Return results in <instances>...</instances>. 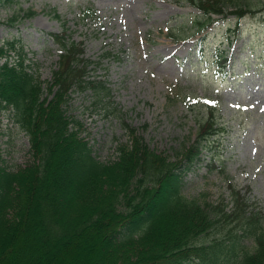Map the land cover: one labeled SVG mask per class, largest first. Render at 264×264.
<instances>
[{"label":"rangeland","instance_id":"obj_1","mask_svg":"<svg viewBox=\"0 0 264 264\" xmlns=\"http://www.w3.org/2000/svg\"><path fill=\"white\" fill-rule=\"evenodd\" d=\"M238 7L259 11L244 16L230 36L237 22L230 11ZM30 9L36 13L24 16ZM224 9L226 16L217 15L205 32L173 40L171 29L190 26L200 13L187 0H0V45L19 39L25 63L44 80L51 79L62 51L53 32L66 29V40L81 45L91 61L86 78L103 87H73L65 107L102 161L116 158L118 143L129 140L127 127L175 159L196 139L208 102L215 104L222 129L191 166L182 163V193L233 210L230 181L264 224V0H225ZM218 50L229 58L222 72ZM32 159L29 135L0 106V164L16 170ZM219 234L214 230L200 241ZM243 243L254 246L250 237Z\"/></svg>","mask_w":264,"mask_h":264},{"label":"trees","instance_id":"obj_2","mask_svg":"<svg viewBox=\"0 0 264 264\" xmlns=\"http://www.w3.org/2000/svg\"><path fill=\"white\" fill-rule=\"evenodd\" d=\"M187 1L200 13L190 26L171 29L173 40L204 32L217 15L227 14L225 0ZM256 11L231 10L237 22L230 36ZM35 13L30 9L24 16ZM52 35L62 51L48 80L25 63L19 39L0 45V106L29 135L33 158L16 170L0 164V264H264L263 215L245 208L230 181L235 207L228 211L181 190L182 163L191 166L222 129L216 105L208 103L196 139L177 159L127 127L129 140L118 143L116 158L102 161L65 105L73 87L103 85L86 78L91 61L78 42L66 40V29ZM228 60L223 50L216 52L220 72ZM214 230L221 234L200 241ZM248 237L252 248L243 243Z\"/></svg>","mask_w":264,"mask_h":264},{"label":"snow or ice","instance_id":"obj_3","mask_svg":"<svg viewBox=\"0 0 264 264\" xmlns=\"http://www.w3.org/2000/svg\"><path fill=\"white\" fill-rule=\"evenodd\" d=\"M208 103H211V102H208Z\"/></svg>","mask_w":264,"mask_h":264}]
</instances>
